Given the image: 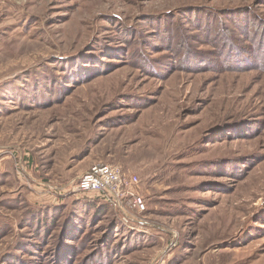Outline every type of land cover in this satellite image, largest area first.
Wrapping results in <instances>:
<instances>
[{
	"label": "rangeland",
	"instance_id": "obj_1",
	"mask_svg": "<svg viewBox=\"0 0 264 264\" xmlns=\"http://www.w3.org/2000/svg\"><path fill=\"white\" fill-rule=\"evenodd\" d=\"M0 264H264V0H0Z\"/></svg>",
	"mask_w": 264,
	"mask_h": 264
},
{
	"label": "built area",
	"instance_id": "obj_2",
	"mask_svg": "<svg viewBox=\"0 0 264 264\" xmlns=\"http://www.w3.org/2000/svg\"><path fill=\"white\" fill-rule=\"evenodd\" d=\"M138 178L127 176L118 165L95 163L77 179L74 191L80 194H94L101 197L123 213V220L139 222L134 214H143L146 210L145 199L134 191ZM125 200L136 212L129 213ZM143 223V222H139Z\"/></svg>",
	"mask_w": 264,
	"mask_h": 264
},
{
	"label": "trees",
	"instance_id": "obj_3",
	"mask_svg": "<svg viewBox=\"0 0 264 264\" xmlns=\"http://www.w3.org/2000/svg\"><path fill=\"white\" fill-rule=\"evenodd\" d=\"M84 195L87 196V194H84ZM88 199H90V201H91L90 203H92V205H96L97 203H99V204H97L99 206L98 208H100V206H102V208H100L96 211L97 214L101 213V212L102 213L106 212L112 206L109 202L105 201L104 199H102L101 197H98V196L93 197V198H88ZM55 200H56V198H54V201ZM57 209L55 208L53 211V214H52V212L49 213L48 210H46V208L43 206L42 207L41 206L40 207H35V206L32 207L29 211L30 215H32L31 223L34 225V223H37L39 221L38 220V212H39L42 216L45 215L44 213H46V215H47L46 217L44 216V218H41V221H40L41 223L43 222V220H46V221H48V223L54 222V224H55L57 222V220H56V217L54 215H57L56 214Z\"/></svg>",
	"mask_w": 264,
	"mask_h": 264
}]
</instances>
